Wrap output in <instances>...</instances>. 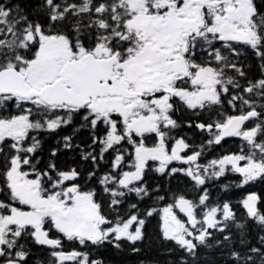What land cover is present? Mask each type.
<instances>
[{
    "label": "snow or ice",
    "instance_id": "6c2138e0",
    "mask_svg": "<svg viewBox=\"0 0 264 264\" xmlns=\"http://www.w3.org/2000/svg\"><path fill=\"white\" fill-rule=\"evenodd\" d=\"M41 134L57 144L42 166ZM149 172L191 198L158 207ZM229 175L264 182V0H0V264H105L95 250L140 252L157 216L173 264H264V198L211 201Z\"/></svg>",
    "mask_w": 264,
    "mask_h": 264
},
{
    "label": "trees",
    "instance_id": "16d2710c",
    "mask_svg": "<svg viewBox=\"0 0 264 264\" xmlns=\"http://www.w3.org/2000/svg\"><path fill=\"white\" fill-rule=\"evenodd\" d=\"M8 2V0H5ZM15 3L18 0H11ZM31 0H23L26 5L30 3ZM245 59L250 66V74L252 76H259L260 70L257 66L255 58L248 54ZM231 112V109H228ZM179 119H186L181 117L177 113ZM71 129H62L60 135L67 134ZM178 132L188 139L189 143L194 144L199 150L198 146L205 137H203L198 131L194 129H188L183 127L178 130ZM42 148L38 152L41 157V166L44 162L48 160L50 151L57 146L56 139L49 137L47 134H41ZM83 139H87V135L84 134ZM79 142V141H77ZM239 141L234 138L226 139L222 142V146H213L209 148L205 155L201 158V163H207L209 160L214 158H219L223 154H228L229 152L237 151V146ZM56 161L59 166L66 167L69 165H74L78 161V156L72 152H60L56 157ZM152 163V162H150ZM179 167L180 165H174ZM148 185L150 187L159 186L160 194L163 195L167 193L165 201L159 202L158 207H163L166 203L171 202L172 195L185 194L191 198V192L188 187H186V179L182 176L177 177H160L155 172H149L146 176ZM238 177L229 175L226 178H221L219 181L211 182L209 185V190L211 193V201H226L230 202L234 208L237 210L238 214L243 213V209L238 204V201L246 197L250 192H255L264 198V182H256L254 184L247 185L243 188L235 187V181ZM230 184L231 186L225 191L224 185ZM149 204L155 203V201H149ZM160 221L159 217L148 218V223L146 224V239L143 243L139 245L141 251L138 253H132L128 246H125L123 251H118L110 245H105L99 250H95L93 255L97 259H101L105 264H173L174 261L178 259L179 253L169 252L168 249L173 247L170 242H163L159 236ZM250 232L252 236L256 235V229L250 227ZM255 242V241H253ZM66 248H67V242ZM33 256L37 259H47V249H41L39 246H32Z\"/></svg>",
    "mask_w": 264,
    "mask_h": 264
}]
</instances>
